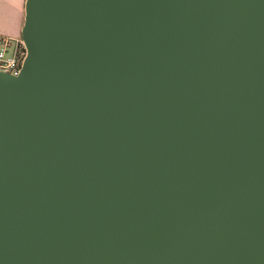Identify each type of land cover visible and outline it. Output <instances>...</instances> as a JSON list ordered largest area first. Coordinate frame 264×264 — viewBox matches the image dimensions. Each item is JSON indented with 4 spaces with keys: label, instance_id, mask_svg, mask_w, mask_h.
Wrapping results in <instances>:
<instances>
[{
    "label": "water",
    "instance_id": "obj_1",
    "mask_svg": "<svg viewBox=\"0 0 264 264\" xmlns=\"http://www.w3.org/2000/svg\"><path fill=\"white\" fill-rule=\"evenodd\" d=\"M0 71V264H264V0H25Z\"/></svg>",
    "mask_w": 264,
    "mask_h": 264
},
{
    "label": "built area",
    "instance_id": "obj_2",
    "mask_svg": "<svg viewBox=\"0 0 264 264\" xmlns=\"http://www.w3.org/2000/svg\"><path fill=\"white\" fill-rule=\"evenodd\" d=\"M26 54L21 36L14 37L0 32V71L19 72Z\"/></svg>",
    "mask_w": 264,
    "mask_h": 264
},
{
    "label": "crops",
    "instance_id": "obj_3",
    "mask_svg": "<svg viewBox=\"0 0 264 264\" xmlns=\"http://www.w3.org/2000/svg\"><path fill=\"white\" fill-rule=\"evenodd\" d=\"M25 0H0V32L21 36Z\"/></svg>",
    "mask_w": 264,
    "mask_h": 264
}]
</instances>
